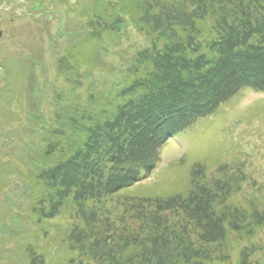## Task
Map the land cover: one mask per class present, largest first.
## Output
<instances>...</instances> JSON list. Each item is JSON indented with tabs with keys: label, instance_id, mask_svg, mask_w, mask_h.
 Segmentation results:
<instances>
[{
	"label": "rangeland",
	"instance_id": "obj_1",
	"mask_svg": "<svg viewBox=\"0 0 264 264\" xmlns=\"http://www.w3.org/2000/svg\"><path fill=\"white\" fill-rule=\"evenodd\" d=\"M95 1L0 0V161L16 173L61 127L87 156L110 144L126 161L118 170L145 166L147 156L122 143V133L109 143L99 138L117 126L120 107L133 105V80L171 96L189 90L192 111L203 107L199 99L224 93L221 68L231 45L244 46L243 27L264 44V0H154V7L140 0L147 33L130 16L89 22ZM196 19H208L209 38L194 29ZM180 23L192 30L187 43L173 28ZM141 60L149 66L139 76L131 68ZM110 104L117 120L100 123ZM159 150L153 174L93 207L97 217H85L93 231L80 224L77 206L41 229L30 212L33 186L7 170L0 264H264V92L240 90Z\"/></svg>",
	"mask_w": 264,
	"mask_h": 264
},
{
	"label": "trees",
	"instance_id": "obj_2",
	"mask_svg": "<svg viewBox=\"0 0 264 264\" xmlns=\"http://www.w3.org/2000/svg\"><path fill=\"white\" fill-rule=\"evenodd\" d=\"M148 5L154 7V0H149ZM141 6L140 0H99V3L96 0L92 6H88L90 9L88 8L89 11L84 17L89 22L94 18L99 22H111L113 18H117L116 21H118L116 14L119 17L122 15L124 19L126 16H130L133 24L147 33L151 29L149 23L145 22L140 15ZM113 25L118 26L122 23ZM194 25L195 30L203 31V34L208 38L211 36L212 28L208 25V19H196ZM173 28L182 37V41L187 43L189 36L184 32L192 30L185 29L181 23L179 27ZM243 29L248 32L249 26L243 27ZM115 31L117 30L114 28L109 30L108 35L112 37L116 33ZM245 32L238 39L239 43H244L245 47L237 44L236 48L231 45L232 52H226L228 61L221 69L225 70L224 76L229 82L223 90L224 93L206 101L199 99L198 102L203 104V107H199L197 104L194 110L188 111V102L196 101L189 90H185L186 92L176 90L171 96L167 90L162 88V85L150 84L148 86L144 84L146 79L141 77L133 80L134 85L129 89L130 101L133 102V105L127 104L123 108L120 107L119 110L121 109L124 113L118 117L120 121L117 126H114L112 131L106 129L99 138H106L104 141L109 143L115 139L119 132L122 133V143L126 145L127 142L131 143L134 149L147 156L148 163L145 166L118 170V162L126 161L113 152L110 144L107 149L105 147L100 152L95 151V156H87L79 150L77 141H70L73 133L61 127L48 133L51 138L44 141L46 148L41 152L40 148L37 150L35 153L37 160H28L29 165L26 166L27 169L24 170V173L21 170L16 173L13 166L0 161V187L7 184L9 179L6 176L7 170L14 172L15 175L23 173L22 178L33 186L32 199L34 200L30 209L34 217L31 216L33 223L42 229L44 225L50 223L51 219L61 215L63 208L71 210L77 206L81 215L80 224L93 231L91 221L85 217L87 215L97 217L93 210L98 204L103 203L105 194L120 192L121 189L140 181L142 176L153 174L159 163V148L167 140L184 132L195 120L212 115L221 104L227 102L244 88L251 87L259 92H264V44L258 41L255 34L245 36ZM92 39L94 38L92 37ZM100 39L97 38V40ZM251 39L254 41L250 44ZM148 66L144 61L137 62L131 71L141 76L140 70L147 69ZM93 101L97 104L100 102L97 98ZM98 106L103 107L100 104ZM111 109L110 104V110L104 111L103 109L101 111L98 118L100 123L105 120H110L111 123L117 120H115V113ZM105 115L108 118H105ZM75 124L76 127H81L80 122H75ZM89 125H91V120ZM90 131L92 135L94 131L91 128ZM105 134L107 135L105 136ZM70 241L71 238H69ZM27 244L21 246L26 248ZM29 250V257H31L36 248H29ZM42 264H44V260ZM72 264L78 263L73 262Z\"/></svg>",
	"mask_w": 264,
	"mask_h": 264
},
{
	"label": "water",
	"instance_id": "obj_3",
	"mask_svg": "<svg viewBox=\"0 0 264 264\" xmlns=\"http://www.w3.org/2000/svg\"><path fill=\"white\" fill-rule=\"evenodd\" d=\"M3 36V34H2V31L0 32V39H1V37Z\"/></svg>",
	"mask_w": 264,
	"mask_h": 264
}]
</instances>
